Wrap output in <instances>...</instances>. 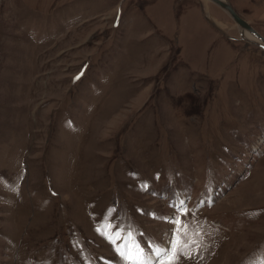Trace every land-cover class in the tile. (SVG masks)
Here are the masks:
<instances>
[{"label":"rangeland","instance_id":"374dc122","mask_svg":"<svg viewBox=\"0 0 264 264\" xmlns=\"http://www.w3.org/2000/svg\"><path fill=\"white\" fill-rule=\"evenodd\" d=\"M226 1L264 35V0ZM242 35L209 0H0V264H132L109 221L166 264L174 217L176 264H264V49Z\"/></svg>","mask_w":264,"mask_h":264},{"label":"snow or ice","instance_id":"6c2138e0","mask_svg":"<svg viewBox=\"0 0 264 264\" xmlns=\"http://www.w3.org/2000/svg\"><path fill=\"white\" fill-rule=\"evenodd\" d=\"M79 79V77H77ZM145 189L147 185L144 186ZM180 206H183V201L180 202ZM176 207V206H174ZM183 214L187 215L188 210L186 208L183 209ZM171 223L175 224L177 227L174 231V239L170 241L171 250L165 251V249L157 247L156 248V255L160 256L162 253L167 257L166 264H176L179 260V256L177 255V251L180 248V237L176 233L180 232L181 230V223L178 217H174ZM187 225H184L183 228L187 229ZM115 229V231H113ZM97 232L104 236L106 239L109 240L110 243L116 245V241L121 240L122 238L125 240L127 244V251L124 250V245H117L115 250L117 253L125 260L132 262V264H145L144 257H143V249L140 248L139 244L135 242L134 237H132L131 232L129 231L127 237L123 236V229L109 221L106 224H101L97 227ZM187 234V233H185ZM196 235H200L199 231L195 233ZM202 239V237H201ZM189 243H197L195 240H190ZM188 245L185 244L183 247H187Z\"/></svg>","mask_w":264,"mask_h":264},{"label":"water","instance_id":"95a60500","mask_svg":"<svg viewBox=\"0 0 264 264\" xmlns=\"http://www.w3.org/2000/svg\"><path fill=\"white\" fill-rule=\"evenodd\" d=\"M219 7H221L224 11H226L231 18L237 23L239 28L245 29L252 33L255 37H257L262 43H257L259 47L264 49V35H262L256 28H254L247 20H245L232 6V4L226 0H211Z\"/></svg>","mask_w":264,"mask_h":264},{"label":"bare ground","instance_id":"6f19581e","mask_svg":"<svg viewBox=\"0 0 264 264\" xmlns=\"http://www.w3.org/2000/svg\"><path fill=\"white\" fill-rule=\"evenodd\" d=\"M210 2H212L211 0H209ZM212 3H214V2H212ZM215 4V3H214ZM217 5V4H216ZM241 29V28H240ZM241 31H242V33H243V37H244V39H246V40H248L249 42H251L252 44L254 43V44H256L257 45V42H254V41H252V40H250V39H252L250 36H252L254 39H256V40H258L259 42H261L262 43V41H260L257 37H255L252 33H250L249 31H247V30H245V29H241ZM248 33V34H247ZM246 35V36H245ZM250 35V36H249ZM247 37V38H246ZM259 44V43H258ZM156 256V255H155ZM155 256H154V258H155Z\"/></svg>","mask_w":264,"mask_h":264}]
</instances>
